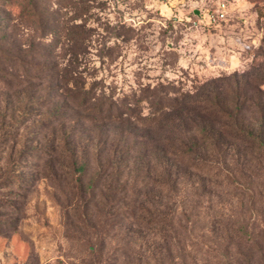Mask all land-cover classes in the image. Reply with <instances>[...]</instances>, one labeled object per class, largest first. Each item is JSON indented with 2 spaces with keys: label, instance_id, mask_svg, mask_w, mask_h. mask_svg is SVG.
Listing matches in <instances>:
<instances>
[{
  "label": "trees",
  "instance_id": "trees-1",
  "mask_svg": "<svg viewBox=\"0 0 264 264\" xmlns=\"http://www.w3.org/2000/svg\"><path fill=\"white\" fill-rule=\"evenodd\" d=\"M0 5L7 15L0 30V121L6 133L0 159L7 166L6 188L15 183L19 189L17 201L5 200L2 208L24 211L30 193L24 170L32 164L37 176L66 183V209L79 213L89 231L88 264L103 263L110 237L108 220H92L100 210L121 219L126 230L166 223L175 231L173 212L194 225L204 214L211 218L205 227L225 233L220 255L229 257L227 249L238 240L247 247L240 253L247 264H264V76L236 74L193 91L159 84L117 94L89 83L92 69L77 48L86 33L82 25L70 27L60 12L64 6L51 8L45 0ZM65 8L75 13L72 23L88 13L83 0H66ZM19 22L41 35L28 50L18 44ZM188 183L195 185V201L181 196ZM225 192L237 199L231 215L218 201ZM6 217L3 225L15 232L18 219Z\"/></svg>",
  "mask_w": 264,
  "mask_h": 264
},
{
  "label": "rangeland",
  "instance_id": "rangeland-1",
  "mask_svg": "<svg viewBox=\"0 0 264 264\" xmlns=\"http://www.w3.org/2000/svg\"><path fill=\"white\" fill-rule=\"evenodd\" d=\"M83 1L88 13L72 23L75 13L66 10V0H45L51 8L64 6L60 12L66 14L70 27H84L87 40L80 47L73 46L82 50L92 69L94 78L90 77V84L96 81L117 94L159 84L193 91L205 82L233 79L236 74L264 76V0ZM221 3L227 7L225 20L193 26L198 18L196 10L205 13L217 9ZM6 18L0 5V30L6 25ZM17 26L18 44H22L23 50L29 49L30 41L36 45L40 40L41 35L24 24L19 22ZM2 36L0 32V49L4 50ZM50 39L46 37L45 41ZM1 123L0 142L6 135ZM1 146L0 143L2 158L5 154L1 151L5 148ZM4 161L0 159V264H88L91 258L84 238L89 231L79 213L66 209V183L52 182L42 178L43 174L37 176L34 165L30 164L24 170L30 193L24 211L18 214L2 208L5 200L16 202L19 192L18 184L7 188L4 184L7 174ZM92 175L93 169L88 180ZM194 186L188 183L181 196L194 198ZM226 194L229 193H223L218 201L223 213L231 215V208L238 203ZM159 197L162 199L163 194L159 193ZM156 207L154 212L161 214L163 208ZM8 213L14 220L18 219L13 225L15 232L3 225ZM170 215L174 217L175 231H170L166 223L126 230L113 213L94 212L92 220H108L104 224L110 232V237L105 238L102 264H247L240 254L247 253V247L241 241L236 240L235 246L227 249L229 257L220 255L224 254V249L220 251L224 246L219 247V240L225 233L205 227L211 218L205 219L200 214L201 224L194 225L192 218L188 222L178 212ZM82 218L88 222L91 216Z\"/></svg>",
  "mask_w": 264,
  "mask_h": 264
},
{
  "label": "built area",
  "instance_id": "built-area-1",
  "mask_svg": "<svg viewBox=\"0 0 264 264\" xmlns=\"http://www.w3.org/2000/svg\"><path fill=\"white\" fill-rule=\"evenodd\" d=\"M227 7L225 3H221L217 9L202 12L201 18H197L193 22V26L198 28L202 25L216 24L226 19Z\"/></svg>",
  "mask_w": 264,
  "mask_h": 264
},
{
  "label": "water",
  "instance_id": "water-1",
  "mask_svg": "<svg viewBox=\"0 0 264 264\" xmlns=\"http://www.w3.org/2000/svg\"><path fill=\"white\" fill-rule=\"evenodd\" d=\"M195 15H196L198 18H201L202 11H200V10H196V11H195Z\"/></svg>",
  "mask_w": 264,
  "mask_h": 264
}]
</instances>
